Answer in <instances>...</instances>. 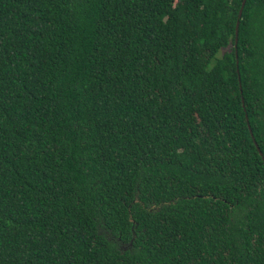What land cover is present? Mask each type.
I'll return each instance as SVG.
<instances>
[{"label": "trees", "instance_id": "trees-1", "mask_svg": "<svg viewBox=\"0 0 264 264\" xmlns=\"http://www.w3.org/2000/svg\"><path fill=\"white\" fill-rule=\"evenodd\" d=\"M0 264H264V0H0Z\"/></svg>", "mask_w": 264, "mask_h": 264}, {"label": "water", "instance_id": "water-1", "mask_svg": "<svg viewBox=\"0 0 264 264\" xmlns=\"http://www.w3.org/2000/svg\"><path fill=\"white\" fill-rule=\"evenodd\" d=\"M243 2V1H242ZM242 5V4H241ZM240 9H241V6L238 10V13H237V16L239 17L240 15ZM236 33H237V21L235 22V26H234V40L236 39Z\"/></svg>", "mask_w": 264, "mask_h": 264}]
</instances>
